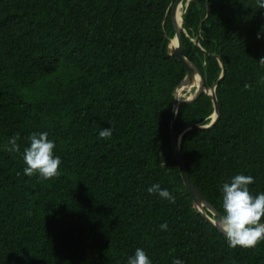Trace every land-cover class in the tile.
<instances>
[{
    "label": "trees",
    "instance_id": "obj_1",
    "mask_svg": "<svg viewBox=\"0 0 264 264\" xmlns=\"http://www.w3.org/2000/svg\"><path fill=\"white\" fill-rule=\"evenodd\" d=\"M174 1L0 0V264H127L136 248L153 264H264V240L228 247L178 167L173 112L188 71L169 55ZM183 21L181 53L209 86L223 72L218 57L225 65L217 124L181 140L192 181L222 214L219 186L232 176L251 175V194L264 192V9L192 0ZM213 114L202 94L179 108L176 132ZM44 131L62 160L47 181L25 176L22 159ZM16 134L20 150L9 152ZM153 183L175 203L148 194Z\"/></svg>",
    "mask_w": 264,
    "mask_h": 264
},
{
    "label": "clouds",
    "instance_id": "obj_2",
    "mask_svg": "<svg viewBox=\"0 0 264 264\" xmlns=\"http://www.w3.org/2000/svg\"><path fill=\"white\" fill-rule=\"evenodd\" d=\"M255 3L259 9H264V0H255ZM262 38H264V25L257 34V39ZM259 63L264 65V58ZM112 135V127L101 128L98 132L99 139L107 140ZM18 139L19 134L8 138L9 152H19ZM28 140L29 144L22 154L25 165L23 174L28 177L36 175L45 181L56 177L62 160L54 152L55 142L48 138L46 131L32 133ZM254 182L253 176L241 173L232 176L230 181L219 186L222 214L214 220V224L230 248L250 249L264 240V192L252 195L249 186ZM147 192L171 204L175 203V196L168 189L161 188L159 183H153L147 188ZM167 229V223L160 225L161 231ZM127 264H153V262L144 249L136 248L134 255L127 258ZM172 264H184V262L175 258Z\"/></svg>",
    "mask_w": 264,
    "mask_h": 264
},
{
    "label": "water",
    "instance_id": "obj_3",
    "mask_svg": "<svg viewBox=\"0 0 264 264\" xmlns=\"http://www.w3.org/2000/svg\"><path fill=\"white\" fill-rule=\"evenodd\" d=\"M191 1L192 0H176L171 4L167 12V16L169 14H172L173 22L176 27V35L174 39H170L169 55L171 57H174L180 60L186 66L187 71H188L185 80L180 85L179 89L176 91V94H175V105H174L173 122H172V144H173L175 157H176L177 164L180 169L183 181L194 199L195 209L200 214H202V216L205 219H207L216 228L214 224V220H216L221 215V213L206 199V197L203 195L200 189L192 181L187 171L185 161L183 159V155L181 151V140H182L183 135L189 130H192V129L209 130L217 124L220 118V107H219L216 91H217V87L220 81L225 76L226 70H225V65L222 59L218 57L220 64L223 68V72H222V75L219 81L215 83L213 86H209L205 75L200 71V69L191 60H189L184 55H182L181 47H182V41H183L182 35H183L184 21H183V16H182V21H181L178 15V9L180 6H184V8H187ZM208 5H209V1H208ZM174 41L176 42V44L172 46L171 44ZM194 41L197 46L202 48L200 44V34L197 36V38ZM193 77L198 78V86L194 90V93L188 97L180 98L179 97L180 91L185 86H187L191 80H193ZM202 94L208 95L212 99V102L214 105V114L211 117L212 118L211 122L206 125L205 124L188 125L184 129H182L180 132H176V119H177V115L179 112V108L183 105L194 103ZM208 213H210L211 215H209Z\"/></svg>",
    "mask_w": 264,
    "mask_h": 264
},
{
    "label": "bare ground",
    "instance_id": "obj_4",
    "mask_svg": "<svg viewBox=\"0 0 264 264\" xmlns=\"http://www.w3.org/2000/svg\"><path fill=\"white\" fill-rule=\"evenodd\" d=\"M179 10H180V19H181V21H182V16L184 15V13H185V8L183 7V6H180L179 7V9H178V15H179ZM176 44V42L174 41L171 45L173 46V45H175ZM197 81V86H198V78H196V77H193V80H191L189 83H188V85L187 86H185L181 91H180V93H179V97L180 98H183L184 96H185V93L186 92H190V90L192 89V87L190 88V84H192V82H193V84H195V82ZM197 88V87H196ZM195 88V89H196ZM194 89V90H195Z\"/></svg>",
    "mask_w": 264,
    "mask_h": 264
},
{
    "label": "rangeland",
    "instance_id": "obj_5",
    "mask_svg": "<svg viewBox=\"0 0 264 264\" xmlns=\"http://www.w3.org/2000/svg\"><path fill=\"white\" fill-rule=\"evenodd\" d=\"M193 93H194V91H193V92H191V93H189V92H186L184 97H188V96L192 95Z\"/></svg>",
    "mask_w": 264,
    "mask_h": 264
}]
</instances>
